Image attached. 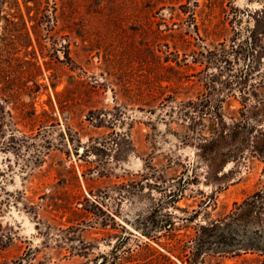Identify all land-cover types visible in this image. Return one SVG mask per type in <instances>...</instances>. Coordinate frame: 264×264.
Returning a JSON list of instances; mask_svg holds the SVG:
<instances>
[{"label": "rangeland", "instance_id": "374dc122", "mask_svg": "<svg viewBox=\"0 0 264 264\" xmlns=\"http://www.w3.org/2000/svg\"><path fill=\"white\" fill-rule=\"evenodd\" d=\"M0 77V264L264 262L194 246L264 192V0H0Z\"/></svg>", "mask_w": 264, "mask_h": 264}, {"label": "flooded vegetation", "instance_id": "af4514ba", "mask_svg": "<svg viewBox=\"0 0 264 264\" xmlns=\"http://www.w3.org/2000/svg\"><path fill=\"white\" fill-rule=\"evenodd\" d=\"M251 45H253V42L250 43L249 46ZM260 106L262 108V111L264 112V103H262ZM257 152L264 155V149H259ZM262 197L264 198V192L259 193V195L256 197L254 201L255 207H253L254 210L252 212L249 213V211L247 210V208L249 209L250 206L249 204H247L235 213L238 214L236 215L237 218L233 220L234 226H237L238 228L236 235L233 234L231 237H226L225 234L219 232L222 230H213V234H215V236H218L215 239L218 241H222L221 244L217 247L215 246V244H213V236H210L213 231L207 230L203 233L198 231L196 241L199 239V235L201 234L202 238L209 240V242L205 244V249L213 248L220 253H224L227 250L231 251V249L233 250V252H252L253 254H258L261 258H264V212L261 209L262 206L259 205ZM175 223L176 221L173 222V219L163 220L162 226L170 228ZM200 226L208 227L207 224H201ZM145 235L150 236V233H145ZM230 241L236 243L235 246H228L227 244L224 245L225 243H229ZM123 242L124 241L122 240L121 242L116 241L114 245H109L111 247V250L101 253L94 264H113L119 255L118 252H125L127 250L126 248H124L125 244H122ZM197 252L198 255L202 253L201 250H198ZM260 264H264V262H261Z\"/></svg>", "mask_w": 264, "mask_h": 264}, {"label": "trees", "instance_id": "16d2710c", "mask_svg": "<svg viewBox=\"0 0 264 264\" xmlns=\"http://www.w3.org/2000/svg\"><path fill=\"white\" fill-rule=\"evenodd\" d=\"M1 78V77H0ZM222 139H224V138H226V136H223L222 135V137H221ZM249 209L247 208V210L249 211V213L250 212H252L254 209H253V207H255V203L253 202V203H249ZM236 215H238V214H235V215H232L231 217H230V224H232V225H234V221L233 220H235V218H237V216ZM232 221V222H231ZM224 226L225 225H218L217 227H214L213 228V230H218V229H223L224 228ZM207 230H211V231H213L209 226L208 227H205V226H200L199 225V227H198V231H200V232H204V231H207ZM199 232V233H200ZM209 242V240L208 239H205V238H202L201 237V234L199 235V239L196 241L195 240V243H194V246H195V248H196V250H200V249H205V244L206 243H208Z\"/></svg>", "mask_w": 264, "mask_h": 264}, {"label": "water", "instance_id": "95a60500", "mask_svg": "<svg viewBox=\"0 0 264 264\" xmlns=\"http://www.w3.org/2000/svg\"><path fill=\"white\" fill-rule=\"evenodd\" d=\"M83 150V148H81V151Z\"/></svg>", "mask_w": 264, "mask_h": 264}]
</instances>
